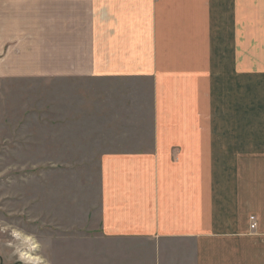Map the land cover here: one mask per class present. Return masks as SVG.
<instances>
[{
	"label": "crops",
	"instance_id": "crops-1",
	"mask_svg": "<svg viewBox=\"0 0 264 264\" xmlns=\"http://www.w3.org/2000/svg\"><path fill=\"white\" fill-rule=\"evenodd\" d=\"M53 1L61 2L53 9L55 18L46 6L43 24L29 26L27 37L16 41L15 29L7 35L12 61L18 58L15 48L23 49L21 61L10 66L15 76L124 81L140 94L142 83L152 80L154 88L156 141L137 153L104 159L105 235L140 237L145 243L142 264L149 261L146 241L154 239L159 264H264V145L249 158L222 131L220 140L214 137V111L191 98L198 94L196 70L181 78L191 63L187 57L181 60V30L186 31L179 14L161 18L159 0ZM173 1L164 0L162 6ZM175 4L180 13V1ZM35 7L30 0L27 20L34 24ZM184 41L196 47L194 39ZM204 55L202 51L198 61ZM232 62L215 64L219 71L200 70L206 91L211 76L243 81L244 70ZM221 113L219 128L226 133L244 126V111ZM225 118L232 121L225 123ZM260 118L252 122V143L264 139V114ZM250 215L258 218L255 231L250 230Z\"/></svg>",
	"mask_w": 264,
	"mask_h": 264
},
{
	"label": "rangeland",
	"instance_id": "rangeland-1",
	"mask_svg": "<svg viewBox=\"0 0 264 264\" xmlns=\"http://www.w3.org/2000/svg\"><path fill=\"white\" fill-rule=\"evenodd\" d=\"M179 1L180 13L173 8L175 3L165 9L164 0H159V8L161 18L179 14L186 31L181 30V60L187 57L191 64L181 78L196 70L195 78L202 80L200 70L219 71L217 66L233 63L232 59L244 70L238 84L216 80L207 70L205 75L211 76L207 91L206 83L195 79L198 94L191 98L204 110L214 111L212 123L218 127L214 137L220 140L222 131L251 158L253 149L264 145V139L252 143V122L264 114V0ZM29 2L0 0V264H21L18 253L33 246L23 237L14 241L12 227L35 234L47 264H142L145 243L140 237L104 233L103 162L105 157L145 150L156 141L152 80L142 83L140 94L124 81L15 76L10 66L21 61L23 49L15 48L18 58L12 61L7 35L15 29L16 41L27 37L29 26L43 24L46 6L55 18V4H61L32 0L34 24L28 22ZM184 38L194 39L196 47H189ZM202 51L206 55L198 61ZM222 110L233 116L244 111V126L233 132L228 128L227 133L220 129ZM252 222L258 226L255 215L249 216L250 230L255 231ZM146 242L148 264H159L157 241Z\"/></svg>",
	"mask_w": 264,
	"mask_h": 264
},
{
	"label": "clouds",
	"instance_id": "clouds-1",
	"mask_svg": "<svg viewBox=\"0 0 264 264\" xmlns=\"http://www.w3.org/2000/svg\"><path fill=\"white\" fill-rule=\"evenodd\" d=\"M9 234L12 237V239L14 241H17L18 243L21 241L22 237L26 240L32 241L33 243V246L30 250L21 249L20 252L18 253V258L20 259L21 264H33L32 261H26L24 259L25 252H27L28 255L34 257L35 264H47L46 258L40 255L41 244L39 239L35 236V234L23 233L22 230L17 229L15 227L11 228Z\"/></svg>",
	"mask_w": 264,
	"mask_h": 264
},
{
	"label": "bare ground",
	"instance_id": "bare-ground-1",
	"mask_svg": "<svg viewBox=\"0 0 264 264\" xmlns=\"http://www.w3.org/2000/svg\"><path fill=\"white\" fill-rule=\"evenodd\" d=\"M24 258H25L26 260H29V261H33V262H35L34 257L28 255L27 252L24 253Z\"/></svg>",
	"mask_w": 264,
	"mask_h": 264
},
{
	"label": "built area",
	"instance_id": "built-area-1",
	"mask_svg": "<svg viewBox=\"0 0 264 264\" xmlns=\"http://www.w3.org/2000/svg\"><path fill=\"white\" fill-rule=\"evenodd\" d=\"M252 219H253V221H254V218H252ZM251 227H252V230H253V229L255 230V229L257 228L255 222H252V223H251Z\"/></svg>",
	"mask_w": 264,
	"mask_h": 264
}]
</instances>
